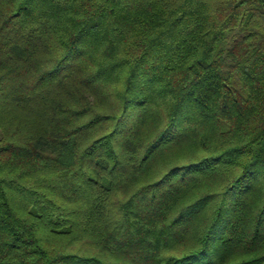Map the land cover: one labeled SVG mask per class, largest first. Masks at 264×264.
Returning <instances> with one entry per match:
<instances>
[{"label":"trees","instance_id":"obj_1","mask_svg":"<svg viewBox=\"0 0 264 264\" xmlns=\"http://www.w3.org/2000/svg\"><path fill=\"white\" fill-rule=\"evenodd\" d=\"M0 264H264V0H0Z\"/></svg>","mask_w":264,"mask_h":264}]
</instances>
